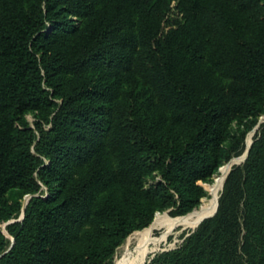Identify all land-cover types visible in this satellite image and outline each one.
Instances as JSON below:
<instances>
[{"label": "trees", "instance_id": "1", "mask_svg": "<svg viewBox=\"0 0 264 264\" xmlns=\"http://www.w3.org/2000/svg\"><path fill=\"white\" fill-rule=\"evenodd\" d=\"M262 117L264 0H0V264H110ZM144 264H264V124L217 212Z\"/></svg>", "mask_w": 264, "mask_h": 264}, {"label": "rangeland", "instance_id": "2", "mask_svg": "<svg viewBox=\"0 0 264 264\" xmlns=\"http://www.w3.org/2000/svg\"><path fill=\"white\" fill-rule=\"evenodd\" d=\"M174 9L171 13V18L172 19H178V18H181V16L178 15V13L176 12L175 10V4L173 5ZM263 118V117H262ZM27 121L30 123L31 127L34 128L35 126V118L33 115H28L27 116ZM234 128H237V124H234ZM252 132H250L247 137H246V140H245V143H244V153L246 152L247 150V147L249 146L248 145V139L249 137H251ZM253 137V136H252ZM254 138V137H253ZM252 138V140H253ZM244 154H242L241 156L239 157H235L233 159H237V158H240L242 157ZM232 159V160H233ZM230 163V162H229ZM228 163V164H229ZM227 164V165H228ZM227 165H225L224 167H226ZM230 165V164H229ZM222 167L220 169V171L218 172V174H216L212 181L210 182H203L201 183L200 185L202 186V188L204 189V192H205V196L201 199L200 201V205L198 207H196L192 212L184 215V216H177V217H173L170 212L171 210H168V211H165V212H161V213H158L154 219V222L148 227V228H145V229H149V228H152L154 227L160 219H166V218H172V219H181V218H189L195 211L199 210L200 208H202V206L204 205V203L207 201V200H211L212 199V194H213V188H214V185H215V181H216V178L221 174V170L224 168ZM232 170V168H231ZM230 170V171H231ZM227 179V178H226ZM226 182V181H225ZM224 188V187H223ZM223 188L222 190L220 191V196L222 194V191H223ZM44 190L47 191L46 187H44ZM220 196H219V199H220ZM31 199V196H28L26 198V202H25V206H26V203H27V200L28 199ZM24 206V208H25ZM217 209V208H216ZM24 219V210H23V213L21 215V217L17 220H12L10 222H7V223H2L1 224V228H2V231L3 233L5 234V236L7 237V239L9 240L11 246L13 244V242L15 241L14 237L9 233L8 231V225L9 224H12L14 222H17V221H22ZM143 229V230H145ZM141 230V231H143ZM194 229H190V228H184V227H176V228H173V229H161V230H155L154 232V237L151 241V243L147 246H143L141 248H133L131 249L129 252H127V261H128V264H140L142 262H146L149 257L153 254H155L156 252H160V251H168V250H172V249H175L179 244H181V242L183 241V237L188 234L190 231H193ZM137 232H140V231H137ZM137 232H134L132 235H130L126 241L117 249L115 255H114V258L112 260V262L110 264H113L115 259L118 257V255H120L123 247L126 245L128 239L133 236L135 233Z\"/></svg>", "mask_w": 264, "mask_h": 264}, {"label": "bare ground", "instance_id": "3", "mask_svg": "<svg viewBox=\"0 0 264 264\" xmlns=\"http://www.w3.org/2000/svg\"><path fill=\"white\" fill-rule=\"evenodd\" d=\"M252 136L248 139V145L252 141ZM233 167V164L230 163L226 167H224L221 170V174L216 178L215 185L213 188V194L212 199L207 200L202 208L195 211L189 218H181V219H172V218H166V219H160L159 222L152 228L146 229L142 232H138L131 236L126 245L123 247L120 255L115 259L113 264H128L127 261V252H129L133 248H141L143 246H147L151 243L155 230H161V229H173L178 227H184L190 228V229H196L202 220L212 214L216 211V207L218 205V200L220 196V191L224 187L226 178ZM144 264V262L140 263Z\"/></svg>", "mask_w": 264, "mask_h": 264}, {"label": "water", "instance_id": "4", "mask_svg": "<svg viewBox=\"0 0 264 264\" xmlns=\"http://www.w3.org/2000/svg\"><path fill=\"white\" fill-rule=\"evenodd\" d=\"M262 124H264V117L261 118L259 124L255 127V129L252 131V133H251L250 136H253V137H254L255 134L257 133V131H258V130L260 129V127L262 126ZM252 144H253V140L251 141V143H250L249 146L247 147V150H246V152L244 153V155H243L242 157H240V158H237V159H233V160H231L230 163L233 164V166L243 164V163L248 159V156H249V153H250V150H251V146H252ZM230 163H229V164H230ZM230 172H231V171H230ZM230 172H229V174H230ZM229 174H228V176H229ZM228 176H227V177H228ZM29 201H30V198L27 200L26 206L28 205ZM26 206H25V207H26ZM218 207H219V200H218L217 209H216V211L214 212V214L217 212ZM24 212H25V208H24ZM214 214H212V215H210V216L204 218V219L202 220V222L205 221L206 219L212 217ZM202 222H201V223H202ZM201 223H200V224H201ZM14 244H15V241L13 242V244H12L11 247H13ZM4 255H5V254L0 255V258H1L2 256H4Z\"/></svg>", "mask_w": 264, "mask_h": 264}]
</instances>
